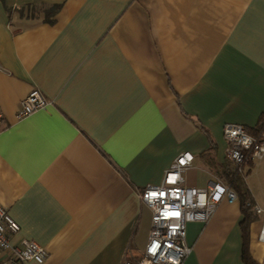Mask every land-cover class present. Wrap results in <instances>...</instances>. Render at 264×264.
Masks as SVG:
<instances>
[{
	"label": "crops",
	"instance_id": "crops-1",
	"mask_svg": "<svg viewBox=\"0 0 264 264\" xmlns=\"http://www.w3.org/2000/svg\"><path fill=\"white\" fill-rule=\"evenodd\" d=\"M0 66L10 242L44 246L42 264L137 262L152 226L139 193L183 152L186 186L226 181L223 126L256 133L264 117V0H0ZM35 87L50 104L17 119ZM244 176L247 250L264 264V156ZM244 217L225 198L189 222L183 264H247Z\"/></svg>",
	"mask_w": 264,
	"mask_h": 264
},
{
	"label": "built area",
	"instance_id": "built-area-1",
	"mask_svg": "<svg viewBox=\"0 0 264 264\" xmlns=\"http://www.w3.org/2000/svg\"><path fill=\"white\" fill-rule=\"evenodd\" d=\"M49 104L44 93L35 87L21 101L16 117L25 118L46 109ZM5 126L0 106V131ZM223 134L227 142L226 158L241 173L244 174V166L249 161L264 156V130L255 135L245 125L228 122L223 126ZM193 158L192 153L183 152L165 172L161 184L148 185L139 193L142 202L152 210L149 240L139 261L122 264H183L192 251L186 240L187 224L208 221L225 198L237 200V194L224 180L212 181L207 188L186 186L184 173L192 165ZM255 211L263 212L258 206ZM19 230L18 222L0 204V264H26L30 260L44 263L48 252L36 241L24 239L20 245L10 242L9 234ZM261 237L264 238V227Z\"/></svg>",
	"mask_w": 264,
	"mask_h": 264
},
{
	"label": "trees",
	"instance_id": "trees-1",
	"mask_svg": "<svg viewBox=\"0 0 264 264\" xmlns=\"http://www.w3.org/2000/svg\"><path fill=\"white\" fill-rule=\"evenodd\" d=\"M264 130V117L261 118V122L259 124V127L256 131V133L252 134H259ZM251 133L252 131L249 130ZM226 167L224 177L229 185V187L235 191L237 194V200L241 203V208L244 214V224H243V231H244V240H245V248L243 250V258L247 264H252L250 256L248 254L247 250V239H248V224L251 220L254 219L252 210L254 208V201L252 198V195L250 193V190L247 186L245 176L243 173H241L235 166Z\"/></svg>",
	"mask_w": 264,
	"mask_h": 264
}]
</instances>
